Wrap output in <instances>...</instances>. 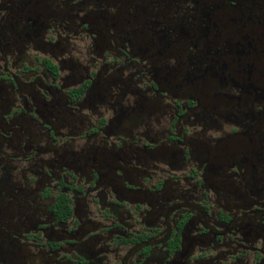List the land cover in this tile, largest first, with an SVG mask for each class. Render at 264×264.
<instances>
[{
  "label": "flooded vegetation",
  "instance_id": "af4514ba",
  "mask_svg": "<svg viewBox=\"0 0 264 264\" xmlns=\"http://www.w3.org/2000/svg\"><path fill=\"white\" fill-rule=\"evenodd\" d=\"M0 264H264V0H0Z\"/></svg>",
  "mask_w": 264,
  "mask_h": 264
}]
</instances>
